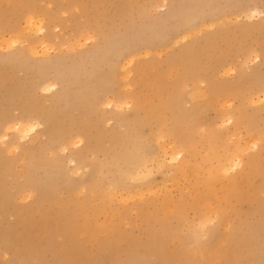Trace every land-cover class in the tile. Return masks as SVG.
<instances>
[{"label": "rangeland", "instance_id": "obj_1", "mask_svg": "<svg viewBox=\"0 0 264 264\" xmlns=\"http://www.w3.org/2000/svg\"><path fill=\"white\" fill-rule=\"evenodd\" d=\"M32 3L43 34L27 26L26 12L0 13V98L15 90V119L25 101L38 102L60 136L50 141V120L33 112L40 125L17 150L0 139V176L10 196L8 207L0 201V245L11 248H0V264H264V0ZM13 5L4 0L1 7ZM97 45L105 56L91 68ZM19 51L22 60L14 57ZM132 51L128 66H113ZM178 51L187 58L171 66L167 56ZM45 58L58 62L43 67ZM45 80L56 88L43 91ZM130 97L142 104L133 107ZM167 110L186 115L204 158L197 173L180 171L184 153L169 155L181 144L167 131L173 123L160 119ZM31 143L43 147L29 154L23 145ZM239 153L240 164L228 169ZM35 206L44 212L33 211L31 222L26 208ZM92 235L95 242L86 239Z\"/></svg>", "mask_w": 264, "mask_h": 264}, {"label": "bare ground", "instance_id": "obj_2", "mask_svg": "<svg viewBox=\"0 0 264 264\" xmlns=\"http://www.w3.org/2000/svg\"><path fill=\"white\" fill-rule=\"evenodd\" d=\"M4 0H0V13H1V15L4 17L5 15H7V12H11L12 10H13V12L15 13V17L17 18L19 15L20 16H22L23 14H25V12H26V15L25 16H27L26 17V19H25V23L27 24V26H30V27H32L33 29H35L36 30V32H38V33H42L43 34V32H45L44 31V27L46 26H44L43 25V23L41 22V20L40 19H35L33 16H34V14L35 13H32V12H35L36 11V9L37 8H35V11H33L34 9H32V7H34V5H33V3H32V0H11L12 2H13V6H12V8L11 9H7V8H5V7H1V5H2V2H3ZM10 1V0H9ZM36 7V6H35ZM26 10V11H25ZM32 11V12H31ZM37 12H38V10H37ZM42 12V11H41ZM33 14V16H32V14ZM42 13H44V10H43V12ZM44 14H47V13H44ZM47 15H49V13L47 14ZM37 16V15H36ZM40 16V15H39ZM46 16V15H45ZM50 17H47V18H49V20L48 21H45L43 18H41L43 21H45V22H48V23H50V18L52 17L51 15H49ZM44 22V23H45ZM47 26H49V25H47ZM10 28V27H9ZM32 28H30V29H32ZM80 28V27H79ZM14 29V28H13ZM50 29V28H49ZM83 29V28H82ZM50 31V30H49ZM81 31V30H80ZM34 32V31H33ZM50 34H52V32L51 33H49V35ZM138 35V34H137ZM135 36V35H134ZM46 37V36H45ZM14 39L12 40V42H14V43H17L18 41H17V39L15 38V36L13 37ZM103 38H105V36H104V34H103ZM101 43V42H100ZM194 44H197V43H195V42H193ZM104 44V43H103ZM204 44H206V43H204ZM47 44H46V42H44V41H42L41 42V47L43 48V47H45ZM105 45V44H104ZM206 46V45H205ZM204 46V47H205ZM191 47V46H190ZM104 46H101V45H97L96 46V50H97V52L95 51L94 52V54H97V56L93 59L95 62H92V64H91V68H95V67H97V65L99 64V62L98 61H96V59L98 58V59H100V60H102V57H103V59H104V56H105V53H104V56H102V54H103V50H104ZM108 48V47H107ZM123 48V47H122ZM49 49V48H48ZM106 49V48H105ZM183 49V48H182ZM181 49V50H182ZM129 50V49H128ZM121 51H123V49H121V48H118V50H117V52H116V54H120L121 53ZM188 51H192L193 53H194V55H195V52L197 51V48L196 47H192V48H189L188 49ZM134 51H132V52H128V53H126L124 56H123V60L121 61V62H117V64H118V66L117 65H113V66H116V67H118L117 69H119V67H122V68H124L125 66H128V64H130L131 63V61H132V56L134 55ZM178 53H180V51H178L176 54H175V52H174V54H175V56H174V54H173V52H172V56L171 55H168L167 57V59L168 60H170V61H167V62H169L170 63V65L172 66L173 65V62H174V65L173 66H177L176 64H177V62L179 61V60H185L186 58H187V54L185 55L184 54V52H182V53H180V55H178ZM189 53V52H188ZM42 54H46V48L45 49H42ZM194 55H193V59H194ZM23 56L24 55H22V53L19 51V53H17V54H15V56L14 57H16V58H18V59H20V60H22V58H23ZM119 56V55H118ZM171 58H170V57ZM180 57V58H179ZM118 57H116V59H117ZM191 58V59H192ZM97 59V60H98ZM191 59H189L190 61H191ZM196 59V58H195ZM175 60H178V61H175ZM56 62H58V61H56ZM56 62L54 61H49L48 59H46L45 58V60H43V62H41L40 64L41 65H43V67H51V66H53V64L55 63L56 64ZM104 62V61H103ZM180 62V61H179ZM182 62H184V64H188V63H186L185 61H182ZM192 62V61H191ZM194 62V61H193ZM192 62V63H193ZM195 63H197V62H195ZM194 63V64H195ZM159 64V63H158ZM181 64V63H180ZM198 64V63H197ZM150 66V65H149ZM161 66V65H160ZM163 66V65H162ZM41 67V66H40ZM141 68V67H140ZM162 68V67H161ZM166 68V67H165ZM116 69V70H117ZM138 69V68H137ZM137 69H136V71H137ZM139 70V69H138ZM166 70V69H165ZM170 70H172V68H170ZM169 70V71H170ZM91 71H94L93 69L91 70ZM135 71V72H136ZM168 71V72H169ZM186 71V70H185ZM73 72V71H72ZM71 72V73H72ZM76 72V71H75ZM63 73V72H62ZM116 73V72H115ZM141 72H139L138 71V74H140ZM40 74V73H39ZM73 74V77H74V74L75 73H72ZM71 74V75H72ZM95 74V73H94ZM136 74V73H135ZM172 74H173V72H172ZM137 75V74H136ZM167 75L169 76V74L165 71L164 72V70L161 72V73H159V76L161 77L159 80L160 81H162V82H164L163 80L164 79H166V77H167ZM180 75V74H179ZM187 75V73H185L184 72V70H182V74H181V76L183 77V79L184 78H187L188 79V77L186 76ZM41 76V75H40ZM40 76H38V77H40ZM50 76V75H49ZM60 76V75H59ZM93 76V75H92ZM113 76H115V74H114V72H113ZM158 76V77H159ZM174 76V75H173ZM172 76V77H173ZM180 76V77H181ZM42 77V76H41ZM40 77V78H41ZM44 77V76H43ZM157 76L155 77V78H158ZM171 77V78H172ZM179 77V78H180ZM163 78V79H162ZM97 79H99V78H97ZM149 79V78H148ZM167 79H168V77H167ZM182 79V78H181ZM37 80V79H36ZM40 80V79H39ZM154 80V79H153ZM152 80V81H153ZM159 80H156L157 81V84H158V81ZM172 80V79H171ZM184 80H186V79H184ZM183 80V81H184ZM46 81H48V80H45V81H41L40 83H39V87L43 90V91H45V92H49V91H52V90H54L55 88H56V84L55 83H52L51 81V83L50 82H46ZM101 81V80H100ZM150 81V80H149ZM155 81V80H154ZM170 81V80H169ZM178 81V80H177ZM176 81V82H177ZM146 81H144V83H145ZM172 82V81H171ZM171 82H169L170 84H171ZM185 82H187V81H185ZM65 83V82H64ZM154 83V82H153ZM175 83V82H174ZM149 84V83H148ZM156 84V82L154 83V85ZM165 85H166V83H164ZM179 84V82L178 83H176V85H178ZM151 85H152V83H151ZM154 85H153V87H154ZM169 85V84H168ZM167 85V86H168ZM172 85V84H171ZM170 85V86H171ZM179 85H182V82H181V80H180V84ZM194 85H196L195 83H194ZM20 86H21V84H20ZM156 86V85H155ZM160 86H161V84H160ZM159 86V87H160ZM34 87H36V85H33V90H34ZM94 87V89H95V86H93ZM99 87H100V85H99ZM144 87V86H143ZM152 87V89H154ZM158 87V88H159ZM162 87V86H161ZM164 87V86H163ZM101 88V87H100ZM182 88V87H181ZM86 89H89L88 88V86H87V88ZM93 89V88H92ZM104 89V88H103ZM143 89V88H142ZM159 89H162V88H159ZM171 89V88H170ZM212 89V88H211ZM101 90V89H100ZM165 90V89H164ZM177 90V89H176ZM206 90V89H205ZM167 91V90H166ZM173 90H171L170 91V93L172 92ZM146 92V91H145ZM178 92H180V89H179V91ZM178 92H176V93H174V95L175 94H178ZM211 92V91H210ZM264 92V91H263ZM107 93V92H106ZM105 92H104V94H106ZM155 93H156V91H155ZM154 93V95H156ZM214 93V92H213ZM159 94V93H158ZM157 94V95H158ZM125 95V94H124ZM137 95H139V93H137ZM146 95H148V94H146ZM167 95V93L165 94V96ZM204 95V94H203ZM264 95V94H263ZM77 96V95H76ZM87 96V95H86ZM140 96V95H139ZM149 97L151 96V95H148ZM209 96V95H208ZM16 97V92H15V90H10V92H9V95H7V97L5 98V101H3L2 102V100H3V98L1 99L0 98V127L3 129V131H4V128H6V129H10V130H13L14 131V135H13V137L11 138V139H9L10 137H9V134L7 133V132H3V133H1L0 134V139H2V140H5V141H3V142H7V149H11V148H13V149H15V150H17L18 148H19V145H21V142H19V141H21V140H24V139H26L28 136V134H30V133H32L33 131H35L38 127H39V125H40V122H38V121H31V119H30V116L33 114V112L34 113H36V115H39L41 118H44V117H47V119L48 120H50V123H51V128H46V130H45V132H47V133H49V135H50V141H55V140H57L58 139V137L60 136V133H59V130H58V128L59 127H57L56 126V122L54 121V120H52L51 119V116H49V115H47L45 112H44V110L41 108V106H40V104L38 103V102H36V101H33V107L31 106V104H30V101L28 102V101H25L23 104H22V107H20L21 109H22V113L20 114V117L19 118H12L11 117V106L13 105V104H15V100H14V98ZM142 97V96H141ZM147 97V96H146ZM172 97H174V96H172ZM172 97H169V101L170 100H173V99H170V98H172ZM203 97V96H202ZM83 98V97H82ZM131 98V97H130ZM143 98H144V96H143ZM143 98H142V100H141V98H139V97H135L134 99H132V102H133V107H135V108H137L140 104H142V102L141 101H143ZM151 98V97H150ZM167 98V97H166ZM198 98V97H197ZM208 98V97H207ZM179 99V98H178ZM215 99V98H214ZM107 100V99H106ZM128 100V99H127ZM145 100V102H147L146 100V98L144 99ZM92 101V100H91ZM97 101H98V99H97ZM100 101V100H99ZM102 101V100H101ZM110 100H107V102H109ZM129 101V100H128ZM169 101H168V98H167V103H168V105L170 104L169 103ZM180 101H181V98H180ZM208 101V100H207ZM213 101V97L211 96V101L210 102H212ZM218 101V100H217ZM70 102V101H69ZM93 102V101H92ZM96 102V101H95ZM94 102V103H95ZM113 102V101H112ZM149 102V101H148ZM147 102V103H148ZM170 102H173V101H170ZM209 102V101H208ZM207 102V103H208ZM125 103H126V101H125ZM150 103V102H149ZM149 103H148V105H149ZM166 103V104H167ZM214 103V102H213ZM217 103V102H216ZM215 103V104H216ZM65 104V103H64ZM146 104V103H145ZM165 104V105H166ZM209 104V103H208ZM214 104V105H215ZM155 105V104H154ZM159 105V104H158ZM158 105H155V106H158ZM178 105H180V104H178ZM178 105H176V107H177V109H178V111L179 112H183L181 109H180V107L178 106ZM211 105V104H210ZM143 106V105H142ZM143 108V107H142ZM151 108V107H150ZM157 108V107H156ZM171 109V108H170ZM148 111H150L151 112V110H149V108H148ZM168 112L164 115V116H162V118H160L161 119V121L162 122H168V123H170V124H172L173 123V125L171 126V127H167V131H169V132H173L176 136H175V138L176 139H178V141H179V143L181 144V149L180 150H178V151H176V152H174L173 153V151L172 152H170V157L171 158H175V157H182V155H183V153H184V157L180 160V171H182V174H184V175H186V174H188V173H197L198 172V170L200 169V164H201V162L204 160V158H202V157H199L198 156V154H197V143H196V141H195V139H194V137H193V135H192V133H191V130H190V127H189V125H188V123H187V120H186V115H175L173 112H172V110H171V112H170V110H167ZM147 112V111H146ZM150 112H148V113H150ZM221 112V111H220ZM147 115V114H146ZM151 115H152V112H151ZM219 115V114H218ZM145 116V115H144ZM229 115H227L226 117H228ZM147 117H149V115H147ZM155 117V116H154ZM219 117V116H218ZM6 118V119H5ZM145 118V117H144ZM216 118V117H215ZM223 118H225V116L223 117ZM5 119V120H4ZM36 119V118H35ZM46 119V120H47ZM151 119V118H150ZM229 119V118H228ZM231 119V118H230ZM37 120V119H36ZM46 120L44 121V122H46ZM47 120V121H48ZM197 120H198V118H197ZM220 120V119H219ZM222 120V119H221ZM224 120V119H223ZM227 120V119H226ZM226 120H225V122H226ZM254 120V119H253ZM147 121V120H146ZM145 121V122H146ZM227 121H229V120H227ZM43 122V121H42ZM43 122V123H44ZM210 122V121H209ZM221 122V124H223L222 123V121H220ZM72 123V122H71ZM158 125L159 126H162V124H160V121H158ZM167 124V123H166ZM147 125V124H146ZM219 125V124H218ZM77 127V125H72L71 126V130L73 129V128H76ZM203 127V126H202ZM228 131V130H227ZM155 133V132H154ZM42 135V134H41ZM150 135H151V132H150ZM153 137H154V135H153ZM156 137V136H155ZM74 138V137H73ZM76 138V137H75ZM169 138V137H168ZM174 138V139H175ZM252 138V137H251ZM6 139H7V141H6ZM80 139V138H79ZM175 139V140H176ZM69 140V139H68ZM73 140V139H72ZM71 140V141H72ZM255 140V139H254ZM40 141V140H39ZM67 141V140H66ZM79 141H81V140H79ZM48 142H49V140H48ZM73 142V141H72ZM71 142V143H72ZM78 142V141H77ZM172 142V144H173V141H171ZM253 142H255V141H253ZM27 143V142H26ZM70 143V144H71ZM74 143V142H73ZM165 142H163V144H164ZM256 143V142H255ZM255 143H253L254 145H256ZM43 144L44 145H49V144H46V143H44L43 142ZM43 144H41V145H33L32 143L29 145V146H27V145H23L24 146V148H25V150L30 154V153H34L36 150H41L42 149V147H43ZM172 144L170 143V145L172 146ZM62 145V144H61ZM66 145H67V142H66ZM174 145V144H173ZM243 145V144H242ZM165 145H163V147H164ZM170 146V147H171ZM175 146V145H174ZM180 146V145H179ZM166 147V146H165ZM164 147V148H165ZM247 148V147H246ZM49 149V148H48ZM166 149V148H165ZM175 149H177V148H175ZM175 149H173V150H175ZM240 153L241 152H243L244 151V146H241L240 147ZM168 150V149H167ZM171 150H172V148H171ZM132 153V152H131ZM130 153V154H131ZM236 154V156L235 157H233V156H231V157H229V159H228V161H229V164H228V166H229V168L228 169H230V168H236L239 164H240V162H241V154ZM243 154V153H242ZM155 161H157V157H156V159H155ZM92 163V162H91ZM140 165V164H139ZM146 165V164H145ZM144 165V166H145ZM91 166V165H90ZM147 166V165H146ZM95 167V166H94ZM138 166L137 165H134L130 170H128V174H127V176L128 177H130V179H132L136 174H137V170H138V168H137ZM148 168V167H147ZM224 168H227V167H224ZM144 169V168H143ZM140 170V169H139ZM143 171V170H142ZM142 171H140V172H142ZM146 171V170H145ZM9 172V171H8ZM139 172V173H140ZM139 173H138V175H139ZM144 173V172H143ZM126 174V173H125ZM141 174V173H140ZM123 175H124V173H123ZM127 177V178H128ZM138 177H140V176H138ZM128 180V179H127ZM131 181V180H130ZM120 187V186H119ZM135 188H138V187H136V186H134ZM8 185L6 184V180H5V178H3V177H1L0 176V201H1V205L3 206V207H8L9 206V200H10V196L8 195L9 194V192H8ZM110 188H111V186H110ZM109 188V189H110ZM124 188V187H123ZM117 189V188H116ZM124 191V190H123ZM139 191V190H138ZM106 192H107V190H106ZM109 192V191H108ZM113 194V193H112ZM46 196V193L44 194V192L42 193V195H41V198L43 197H45ZM52 198V197H51ZM41 200V199H40ZM39 200V201H40ZM39 204V203H38ZM37 204V205H38ZM31 209V210H30ZM30 209H28V208H26V211H29L30 212V217L28 218L31 222H32V219H33V214H34V212L33 211H35V213H36V211L38 210V212H40V214H42L44 211L43 210H41L38 206H35L34 208H32V207H30ZM24 211H25V208H24ZM43 211V212H42ZM39 214V213H38ZM39 214V215H40ZM45 216V215H44ZM44 216H42V217H44ZM27 224H30V222H26L25 223V225H27ZM29 227V226H28ZM93 228H96L97 226H92ZM154 237V235L152 236V238ZM159 238V237H158ZM86 239L87 240H90V241H96V236L95 235H92V236H87L86 237ZM84 240V239H83ZM79 243H81L80 241V239H78L77 240ZM103 241H105V239H103ZM75 244V243H74ZM77 246V245H76ZM78 246H79V244H78ZM81 246V245H80ZM159 246H160V244H159ZM0 248H6V250H9V249H11V248H9V247H6V246H2V245H0ZM13 248V247H12ZM83 251V250H82ZM83 253V252H82ZM85 255V254H84ZM89 256V255H88ZM172 258V257H171ZM170 258V260L168 261V258H167V255H166V259H167V261L168 262H172V259ZM92 258H89V261L91 260ZM92 261V260H91ZM90 261V262H91ZM91 263H94V262H91ZM173 264V263H172Z\"/></svg>", "mask_w": 264, "mask_h": 264}]
</instances>
